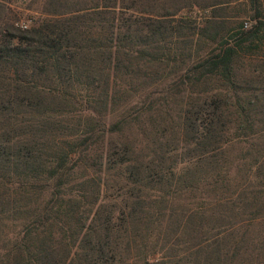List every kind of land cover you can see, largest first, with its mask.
Wrapping results in <instances>:
<instances>
[{"label": "trees", "instance_id": "1", "mask_svg": "<svg viewBox=\"0 0 264 264\" xmlns=\"http://www.w3.org/2000/svg\"><path fill=\"white\" fill-rule=\"evenodd\" d=\"M0 0V264H264V0Z\"/></svg>", "mask_w": 264, "mask_h": 264}, {"label": "rangeland", "instance_id": "2", "mask_svg": "<svg viewBox=\"0 0 264 264\" xmlns=\"http://www.w3.org/2000/svg\"><path fill=\"white\" fill-rule=\"evenodd\" d=\"M27 2L25 0H18L15 4H11L10 8L17 19L18 24L27 25L31 20L32 15H36L31 10L27 9Z\"/></svg>", "mask_w": 264, "mask_h": 264}]
</instances>
